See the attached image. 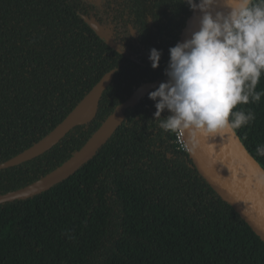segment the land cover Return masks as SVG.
Segmentation results:
<instances>
[{"label": "trees", "instance_id": "trees-1", "mask_svg": "<svg viewBox=\"0 0 264 264\" xmlns=\"http://www.w3.org/2000/svg\"><path fill=\"white\" fill-rule=\"evenodd\" d=\"M96 1L97 14L89 0H0V164L45 137L115 71L95 118L37 158L0 170V195L62 165L138 87L167 79L169 48L193 12L188 5L156 0L167 11L149 32L140 13L106 15L108 6ZM84 18L108 35L97 36ZM152 48L162 52L156 69ZM256 90H264V76ZM237 108L256 115L233 131L264 171L256 152L264 145V97ZM155 111L147 94L69 178L0 204V264H264V242L200 175L176 135L159 127Z\"/></svg>", "mask_w": 264, "mask_h": 264}, {"label": "clouds", "instance_id": "clouds-1", "mask_svg": "<svg viewBox=\"0 0 264 264\" xmlns=\"http://www.w3.org/2000/svg\"><path fill=\"white\" fill-rule=\"evenodd\" d=\"M183 2L201 14L199 27L169 48L167 79L148 98L154 101L160 128L182 139L187 134V144L197 146L201 137L246 127L256 119L252 110L237 106L264 97V90H256L264 76V0ZM161 55L150 49L153 69ZM166 110L169 115L161 118ZM256 152L264 156V145Z\"/></svg>", "mask_w": 264, "mask_h": 264}, {"label": "water", "instance_id": "water-1", "mask_svg": "<svg viewBox=\"0 0 264 264\" xmlns=\"http://www.w3.org/2000/svg\"><path fill=\"white\" fill-rule=\"evenodd\" d=\"M199 12H192L181 39L190 38L199 27ZM101 38L99 26L84 18ZM133 33V32H132ZM115 71L110 70L92 87L73 110L45 137L15 157L0 164V170L28 162L50 150L73 128L91 122L98 110L103 92L111 84ZM159 81L147 82L138 87L123 103L116 106L86 143L62 165L39 180L16 191L0 195V204L26 200L45 191L73 175L91 160L107 143L125 120L124 111L136 106ZM185 143L193 166L211 188L230 205L264 242V171L248 154L233 130H225L212 137H201L197 146Z\"/></svg>", "mask_w": 264, "mask_h": 264}, {"label": "flooded vegetation", "instance_id": "flooded-vegetation-1", "mask_svg": "<svg viewBox=\"0 0 264 264\" xmlns=\"http://www.w3.org/2000/svg\"><path fill=\"white\" fill-rule=\"evenodd\" d=\"M156 0H98L96 1L97 6L106 4L108 6L107 9H103L101 12L108 15V13H115L118 14L120 17L123 18H129L132 17L133 15H137V13H140V17H145L146 20H148L149 24V32H153L156 30V28L153 25V19L160 18L161 15L167 11V9L164 10H159V6H156L154 4ZM89 4V8L91 9L90 11L94 13H98L100 8H96L94 6V3L92 0H89L87 2V6ZM157 15L158 17H154ZM147 26V27H148ZM105 34V36L108 35L107 30L99 27ZM129 33L132 36H135V30L134 28L129 24L127 26ZM133 32V33H132Z\"/></svg>", "mask_w": 264, "mask_h": 264}, {"label": "built area", "instance_id": "built-area-1", "mask_svg": "<svg viewBox=\"0 0 264 264\" xmlns=\"http://www.w3.org/2000/svg\"><path fill=\"white\" fill-rule=\"evenodd\" d=\"M176 142L180 148V150H187V146H186V143H185V139L183 138H180L176 135Z\"/></svg>", "mask_w": 264, "mask_h": 264}]
</instances>
